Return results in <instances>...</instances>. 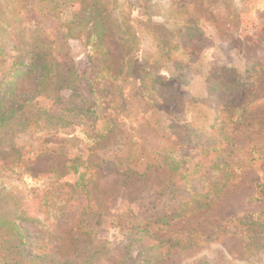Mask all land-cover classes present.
Returning a JSON list of instances; mask_svg holds the SVG:
<instances>
[{
    "label": "rangeland",
    "instance_id": "obj_1",
    "mask_svg": "<svg viewBox=\"0 0 264 264\" xmlns=\"http://www.w3.org/2000/svg\"><path fill=\"white\" fill-rule=\"evenodd\" d=\"M41 38L62 44L77 91L31 97ZM12 95L0 264H264V0H0V112ZM56 113L71 122L45 121ZM74 158L90 164L87 200L52 213L40 189Z\"/></svg>",
    "mask_w": 264,
    "mask_h": 264
},
{
    "label": "trees",
    "instance_id": "obj_2",
    "mask_svg": "<svg viewBox=\"0 0 264 264\" xmlns=\"http://www.w3.org/2000/svg\"><path fill=\"white\" fill-rule=\"evenodd\" d=\"M98 10L99 9H96L94 13H96ZM102 20H103V15L97 14L96 19L92 23V25L94 26L91 29V35L89 36L91 39H94V38L96 39V37L100 36L101 31L107 30V25L100 23ZM61 46L62 44L59 42H52L49 39L41 38V39H37L36 42H32L30 46L28 47V53L31 56V62L28 66L30 68L35 67L37 69L36 81H35L34 88H33L34 93L31 94V97H34L35 95H44L47 97L58 99V95H56V93L61 88H70L71 90H74V91H77V89L79 88V82L77 83L75 82V80L77 79L75 76L77 75L73 71L72 67L71 68L69 67L66 73H62V72L60 73L58 71L60 67L58 66L59 64H56L55 57L59 56L60 53L62 52ZM64 60H67V59H64ZM106 61H107V58H106ZM15 98L16 96L12 95L11 98L9 99V101L11 102V105L8 107L10 108H8L5 111L0 112L1 121L5 120V118L13 117V115H15L17 111L23 110V102L18 104L19 100L17 101L15 100ZM5 113H7L6 116H4ZM18 115L19 116L22 115V112H19ZM65 117H67V115L63 113L62 114L60 113L49 114L48 116H46L45 121H48L49 119H55L60 123V127H63L67 123L71 122V121L68 122L69 120H67ZM91 117L94 118V116H91ZM239 117L240 116H237L235 119L239 120ZM20 122L22 121L20 120L19 123ZM94 124H95L94 122H91L90 125L94 127L93 126ZM220 135L224 137V139H226V136H224L223 134H220ZM101 137L102 135L97 138H93V139L98 141ZM229 147L230 145L227 144L226 149H224L222 152H218V154L215 156L214 161L216 165H222V167L225 166L226 164L225 157H227L231 153V150ZM68 162H70V160ZM88 165L90 164L87 162H83V161H77V158H74V160L72 159V163H70L69 166L64 164L63 166H58L56 170L52 169V172H54V176H55L54 179H50L49 182H47L44 185V187L40 189V193L43 198H47V197L50 198L52 213H56V210H58V207H61V206H58V204L56 203L57 199L62 198L64 196L70 197L69 195L70 193L71 194L72 193L73 194L74 193L84 194L87 200V197H88V195L86 194L87 191L86 190L84 191L83 189H79L77 192V189H78L77 186L79 185L83 186L84 184L83 179L85 176V172L87 171ZM10 167H12V164L10 165ZM79 168H82V170H80V172L78 173V176L73 181L65 180L59 183L61 178L70 172L69 169L73 173H77ZM171 170L175 171L174 168H171ZM222 179H223V175L219 178L218 181L213 182L212 186H216L218 182L221 181ZM86 183L88 182L86 181ZM258 187H260V189L258 190V193H261L262 196H260V194L258 195L259 197H262L264 199V184H259ZM57 189L60 190L59 192H60V195L62 196L55 194ZM23 213H24V209L22 210L21 207H17L15 209V215L18 218H22L24 215ZM2 219H3V215H0V223H3ZM24 219L27 220V218H24ZM0 228H1V224H0ZM12 229L15 230L20 235L19 227L16 224V220H13ZM190 264H222V263H214L213 261H209L204 258H198L192 261Z\"/></svg>",
    "mask_w": 264,
    "mask_h": 264
}]
</instances>
